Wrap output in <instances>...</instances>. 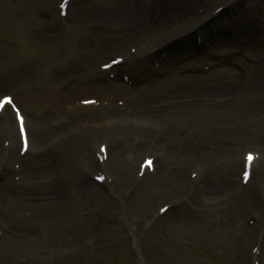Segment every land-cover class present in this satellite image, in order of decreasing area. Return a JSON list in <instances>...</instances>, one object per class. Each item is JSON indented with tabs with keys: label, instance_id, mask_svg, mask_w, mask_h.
<instances>
[{
	"label": "rangeland",
	"instance_id": "rangeland-1",
	"mask_svg": "<svg viewBox=\"0 0 264 264\" xmlns=\"http://www.w3.org/2000/svg\"><path fill=\"white\" fill-rule=\"evenodd\" d=\"M178 1V15L172 12L177 8L174 3L157 4L163 13L177 17L174 28H181L194 14H204L216 0ZM58 2L0 0V95L13 93L28 117L34 150L30 160L38 151L33 131L45 133L64 116L69 117L70 123L58 125L61 128L55 131L53 140L47 144L49 138L45 139L42 144L46 154L54 146L62 153L58 167L48 166L49 186L62 178L66 188L59 191H66L67 197L72 192L67 204L58 207V215H50V225L33 226L20 218L4 219L8 230L19 233L12 236L18 244L29 240L30 233L39 234L26 248L36 246L40 253L28 255L25 247L24 253L15 247H0V264H10L5 259L8 249L16 254L11 264H248L257 232L262 250L260 264H264V216H259L264 204V83L259 94L251 88V70L264 67V53L259 56L249 50L256 61H242V54L230 63L225 61V66L208 70L205 74L210 77L204 75L207 80L189 85L191 89L204 87L202 94L186 90L182 95L176 91L149 95L145 88L159 87L160 81L156 80L165 78L160 75L175 67L169 64L182 55L178 46L171 52L174 55L163 62L165 71H150L149 76L144 73L147 69L139 65L152 68L150 60L135 67L129 63L120 68V75L127 73L132 80L124 83L120 77L123 83L112 82L100 64L106 61L108 52L123 54L129 45L120 40V27L100 25L96 19L110 16V7L102 5V0H77L71 5L69 18L62 19ZM154 4L144 0L147 17ZM257 4H262L261 0H254L256 11ZM131 5L135 11L134 3ZM76 15L85 16L81 19ZM220 17L224 18V14ZM225 30L230 29L220 26L214 36H221ZM233 44L211 48L195 64L202 67L228 59L234 51H240L237 37ZM236 59L240 63L234 64ZM190 62L181 65H193ZM187 70L174 71L168 77L181 78ZM225 70H229L225 81L213 79ZM203 71L200 68L197 73ZM184 96L193 97L171 99ZM202 96L203 101L194 100ZM88 97L99 99L102 105H78ZM186 101L194 102L193 107L185 105ZM50 111L51 116L46 115ZM1 128L17 133L9 109L0 119ZM0 136V140L11 138L3 131ZM114 142L117 154H113ZM101 143H106L112 153L102 168L108 180L96 185L93 175L99 168L90 161L80 163L74 159L93 157ZM205 149L211 151L209 156ZM246 150L257 151L259 161L252 184L243 188L235 182ZM146 154L155 155L162 170H175L172 177L178 179L173 181L179 185H175V192L171 180L169 184L164 181L159 192L149 193L145 188L147 175L138 177V167ZM165 154L166 160L162 161ZM175 158L180 159L179 164ZM205 167L208 168L204 172ZM231 170L234 172L226 181L221 175ZM193 171L198 174L196 178H192ZM87 176L90 182L81 190L78 181H88ZM25 177L22 190L31 192L26 196L32 203L57 191L47 190L46 182L35 185L27 172ZM12 179L14 173L9 182ZM200 179L201 184L197 185L195 181ZM209 186L216 190H209ZM90 190L96 193V201L89 196ZM213 191L221 192V199L215 201L209 193ZM81 196L84 199L80 200ZM3 201L0 196L4 207ZM165 205H170L166 222L164 215L156 218ZM28 207H22L19 217ZM29 208L33 213L39 212L37 207ZM251 219L257 222L252 224Z\"/></svg>",
	"mask_w": 264,
	"mask_h": 264
},
{
	"label": "bare ground",
	"instance_id": "bare-ground-1",
	"mask_svg": "<svg viewBox=\"0 0 264 264\" xmlns=\"http://www.w3.org/2000/svg\"><path fill=\"white\" fill-rule=\"evenodd\" d=\"M192 2H194V0H191ZM239 0H225L224 2L227 4L225 11L229 8V6H233L236 3H238ZM132 0H120L117 2H109V0H102L101 4L102 5H108V7H110V10L112 11L111 15L105 18H101L100 16L96 17V19L99 21V24L102 25H106L107 27H117V28H121V34H120V40L122 42H135L137 41L141 46H146L147 45V50L150 49L149 47V43L151 42V39L157 40V44L155 46H160L162 45L165 41H167L168 39L175 37L179 34H183V35H187L186 37H183V39L186 41V43L188 44L190 41V34L189 33H193L194 29L199 25L202 24V22L205 21V19H208L210 16L206 15L203 18H197L195 19L194 23H192L191 25L189 24H185L186 26H184L182 29H177V30H173L171 31V28L175 25V20L177 17H175L172 14H169L168 12L163 13V11L161 9H159L157 11V13H151L150 12V16L148 15V17L146 16V14H144V3L141 2H137L138 5V9H136L135 11L132 10ZM179 3L178 0H175L174 4L176 5V7L178 6L177 4ZM173 4V6H174ZM172 12L176 15L179 14L180 9H178V7L174 10V8L172 9ZM182 15V14H181ZM85 15H76V17L81 18L84 17ZM88 17L90 20L91 18L89 16ZM183 17V15L181 16V18ZM179 18V19H181ZM148 19V21L146 20ZM216 20L218 19L217 17L215 18ZM261 18L259 17H255V20L249 22L248 24H242V28L243 29H249L251 31L258 32L261 33L264 32V21L261 20L259 21ZM144 22H148V23H144ZM260 24V25H259ZM150 27L149 30L146 32L145 31V27ZM258 26V27H257ZM236 28L238 29V27L236 26ZM205 35V34H204ZM114 46V45H112ZM110 46V47H112ZM263 47H260L259 45L257 46V51L260 52L262 51ZM196 60L195 63H197V58H194ZM194 63V64H195ZM262 69V70H261ZM261 70V71H260ZM229 70H225L223 72H221V74H218L217 76H214L213 79H219L221 78L223 81H225L227 79V73ZM205 76H209V74L205 75ZM204 75H192V74H186L184 76H182L181 78H175L172 79L170 77H166L163 78L159 83V87H146L145 89H147V92L149 95L151 94H156V93H163V92H172V91H176V94L178 95H182L186 90L189 91H193L196 94H202V89H191L189 88L190 84H194L199 81V80H207L205 78ZM251 77H252V81H251V88L254 90V92L256 93H261V86L264 83V67L260 68L259 71L257 69V67H254L251 70ZM204 78V79H203ZM166 80L165 83H162V81ZM201 82V81H200ZM199 83V82H198ZM230 87V86H229ZM221 88L225 89V85L221 84ZM206 89V88H205ZM229 88H226V90ZM209 90V89H208ZM195 96V94H194ZM193 96H184V97H175V98H171L172 100H181V99H186V98H192ZM201 99L202 101L205 99V96L203 97H197V99H194L195 101H197L198 99ZM186 103L185 105H187L188 107H193V103L192 101H186L184 102ZM43 104V103H42ZM38 107H40L39 104H37ZM264 111V108H263ZM52 111H50L49 113L46 112V115L51 116ZM184 117V116H181ZM52 120V119H51ZM50 122V121H49ZM48 130L45 133H38L33 131V134L35 136V140L33 137V141L36 142V145L38 147V151L33 155L36 156L34 157V159H27L26 162V168H27V173L29 174V176L33 177V183L35 185H39L41 182H43L45 184L46 182V188L47 190L50 189L51 192H53V190H56V188L53 186V184L51 186L50 185V181L47 179V171H48V166L51 169H54L56 166H58V162L57 161H53L51 159V155L50 152H48L47 154L45 153V145H43L42 143L44 142L45 139L49 138V142L47 144L50 143V141H52L55 134V131H57L59 128L56 129H52V128H47ZM38 135H44L46 137H38ZM12 139H13V144L16 147L17 146V135L15 133L12 134ZM113 154H117V148L115 147V142L113 143ZM40 147V148H39ZM211 147V146H208ZM0 150L3 151V149L0 147ZM112 153V151H110ZM205 152H207L208 156L209 153H211V151L209 149H205ZM167 155L165 154V156H163V160H166ZM59 159V157H58ZM171 159H173V157H171ZM169 160V159H168ZM165 162L167 166H169L171 163L170 162ZM74 161L76 162H89L92 163V166L94 164V161L91 157H87L85 155L81 156L79 159H74ZM176 163L179 164L180 159L178 158L176 160ZM74 163V162H73ZM182 165V164H181ZM180 165V166H181ZM89 167V166H87ZM209 167V166H208ZM205 167L204 168V172L205 170L208 168ZM158 168L160 169L157 174H155L153 177H150L147 180V185H145L146 189H149V193L150 192H159L158 190H162L164 187L162 185V183L165 181L167 182V184L170 183V180L172 181L171 186H173L171 189L173 190V192L176 191V186H179L176 184L175 181H173V177L172 175L175 174L174 171L175 170H162V168H160V165H158ZM172 169V168H171ZM176 169V168H175ZM234 170H231L230 172H226L227 175L222 174V178L225 179L227 181V178L229 177V175L231 173H233ZM225 173V174H226ZM230 173V174H229ZM71 173L68 172V179L70 177ZM82 178V177H81ZM66 179V180H68ZM178 178H175L174 180H176ZM80 180V179H79ZM202 179L199 180L198 185H200ZM80 186H81V190H84L87 187V184L89 183L88 181H85L83 179H81V181H78ZM66 181H63L60 185L59 188H57V191L55 192V194L51 197L45 198L43 200H37L35 202H30L28 201L29 197H27L26 195H28L29 193H31L29 190L28 191H22L18 196H17V200H16V204H15V209L17 208V206L19 205V202L21 203L20 207L18 208L19 211H22V207L24 208L25 206H29V207H37L39 208V212L38 213H33L29 207L26 210V213L23 212L22 216L19 217V214H16L13 218L14 219H18L20 218V221L22 220L23 222H29L31 223L33 226H47L51 224V217L50 215H58L59 211H58V207L60 206V204L63 202V200H67L69 199L70 195L72 197V192L71 194H69L67 197V192L66 191H59V189H63V187H65ZM150 183V184H149ZM163 187V188H162ZM66 188V187H65ZM210 188V189H209ZM209 190H216L213 189L212 187L209 186ZM7 189V180H2L0 182V196H2L3 192ZM207 189V190H208ZM34 192V190H32V193ZM210 194L213 195V197H215V201L219 199H221V192H209ZM227 194V192H226ZM84 199V196H81L80 200ZM30 200V199H29ZM37 204V205H36ZM29 209V210H28ZM46 210V212H45ZM170 212V211H169ZM169 212L167 214H169ZM166 215V214H165ZM168 216V215H167ZM27 234V233H26ZM28 236H30L29 240L28 238L26 239V237H24V239H26V241L22 240L20 244L16 243L14 240L9 241V239H7L5 242H1L2 245H4V248L10 247L9 249H11L12 247H15L17 249H19L20 252L24 253V249H22L23 247L26 248L27 245L31 244L33 241H35L38 237L39 234L37 235V233H30ZM34 239V240H31ZM37 243V241H36ZM64 247H66L65 245H63ZM9 249L7 250V253H5L6 257V261L8 263H13V260L16 259V254L15 252L10 253ZM6 250V249H5ZM25 251H27L28 255H36L37 253H40V250H38V247L33 246V247H27L25 249ZM43 251H47L45 249H43ZM36 252V253H35ZM4 259V260H5Z\"/></svg>",
	"mask_w": 264,
	"mask_h": 264
},
{
	"label": "snow or ice",
	"instance_id": "snow-or-ice-1",
	"mask_svg": "<svg viewBox=\"0 0 264 264\" xmlns=\"http://www.w3.org/2000/svg\"><path fill=\"white\" fill-rule=\"evenodd\" d=\"M251 158V157H250Z\"/></svg>",
	"mask_w": 264,
	"mask_h": 264
}]
</instances>
